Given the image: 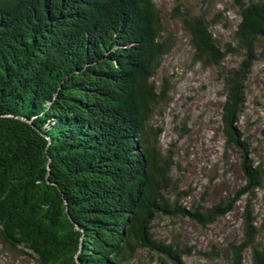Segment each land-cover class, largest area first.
<instances>
[{
  "label": "trees",
  "instance_id": "trees-1",
  "mask_svg": "<svg viewBox=\"0 0 264 264\" xmlns=\"http://www.w3.org/2000/svg\"><path fill=\"white\" fill-rule=\"evenodd\" d=\"M234 31L244 57L216 38L202 14L181 18L193 60L213 67L225 91L227 146L239 148L249 195L264 171L246 158L238 126L264 3L234 0ZM154 0H0V241L39 264H132L136 246L154 264H184L181 251L151 238L155 210L168 203L149 124L157 103L152 79L170 49ZM218 203L188 214L202 226L230 210ZM173 211H182L174 208ZM233 264L251 250L264 264V218L246 209ZM256 224V225H255ZM258 224V225H257Z\"/></svg>",
  "mask_w": 264,
  "mask_h": 264
},
{
  "label": "rangeland",
  "instance_id": "rangeland-1",
  "mask_svg": "<svg viewBox=\"0 0 264 264\" xmlns=\"http://www.w3.org/2000/svg\"><path fill=\"white\" fill-rule=\"evenodd\" d=\"M154 1L170 49L152 79L159 97L152 106L149 124L165 175L163 195L169 206L155 210L148 232L160 243L179 249L184 264H233L230 246L243 242L246 209L257 217L258 224L264 218V180L252 195L246 192L243 153L226 144L223 82L215 68L194 62L181 18L199 14L207 18L216 38L236 47L226 54L224 68L237 67L244 54L233 38L239 20L236 4L234 0ZM256 50L238 126L249 164L264 171V40ZM218 203H229L232 208L208 226L188 214L194 207L201 211ZM177 207L182 211H173ZM135 248L132 264H154L157 260L147 249ZM0 264L39 263L33 256L9 251L0 241ZM240 264H252L250 249L242 252Z\"/></svg>",
  "mask_w": 264,
  "mask_h": 264
}]
</instances>
